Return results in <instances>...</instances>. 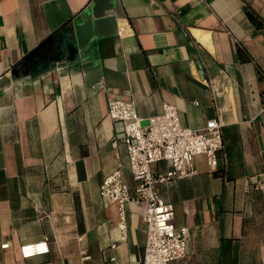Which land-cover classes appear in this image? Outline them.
<instances>
[{
	"label": "crops",
	"instance_id": "crops-1",
	"mask_svg": "<svg viewBox=\"0 0 264 264\" xmlns=\"http://www.w3.org/2000/svg\"><path fill=\"white\" fill-rule=\"evenodd\" d=\"M247 7L264 20V0H0V264H142L146 204H126L124 237L100 193L118 167L137 193L112 97L145 119L170 102L185 126L224 123L216 169L197 155L195 176L159 185L189 231L169 264H264L248 187L264 174V27ZM46 238L50 253L21 257Z\"/></svg>",
	"mask_w": 264,
	"mask_h": 264
},
{
	"label": "built area",
	"instance_id": "built-area-1",
	"mask_svg": "<svg viewBox=\"0 0 264 264\" xmlns=\"http://www.w3.org/2000/svg\"><path fill=\"white\" fill-rule=\"evenodd\" d=\"M108 110L110 117L122 124L123 141L127 145L137 193L131 195L123 170L118 167L104 178L100 186L101 195L118 205L119 228L124 237L128 229L126 204L129 201L146 204L143 219L147 241L142 264H169L185 257L189 243L188 228L176 226L174 205L161 195L159 185L195 176L194 160L197 155H205L208 166L216 169L219 165L218 153L224 146V123L218 118H211L200 129L185 126L178 107L170 102H164L161 113L147 119L138 114L134 102L122 97L110 98ZM162 161L168 162L169 168L165 172L154 173L153 165ZM252 184L264 196V174L252 177L248 187ZM9 245L4 243L2 247L8 248ZM50 250L46 238L21 245L20 255L28 259L46 255ZM111 260L115 261L116 257L112 256Z\"/></svg>",
	"mask_w": 264,
	"mask_h": 264
},
{
	"label": "trees",
	"instance_id": "trees-1",
	"mask_svg": "<svg viewBox=\"0 0 264 264\" xmlns=\"http://www.w3.org/2000/svg\"><path fill=\"white\" fill-rule=\"evenodd\" d=\"M246 13H247L248 17L250 18V20L256 25L257 28L262 29L264 27V20L256 11H254L250 7H247ZM240 54L242 57H246L245 56L246 52L242 47H240ZM217 172L218 171H216V173Z\"/></svg>",
	"mask_w": 264,
	"mask_h": 264
},
{
	"label": "water",
	"instance_id": "water-1",
	"mask_svg": "<svg viewBox=\"0 0 264 264\" xmlns=\"http://www.w3.org/2000/svg\"><path fill=\"white\" fill-rule=\"evenodd\" d=\"M44 51H46V52H48L49 51V49L48 48H46V49H44ZM36 55H38V52H34L27 60H26V62L28 61V60H33V58L36 56ZM58 57V56H57ZM43 59L45 60V61H52L53 59H54V56L53 55H44V57H43Z\"/></svg>",
	"mask_w": 264,
	"mask_h": 264
}]
</instances>
